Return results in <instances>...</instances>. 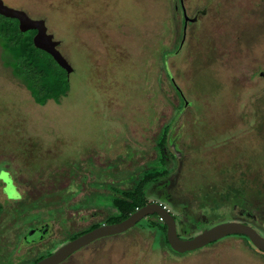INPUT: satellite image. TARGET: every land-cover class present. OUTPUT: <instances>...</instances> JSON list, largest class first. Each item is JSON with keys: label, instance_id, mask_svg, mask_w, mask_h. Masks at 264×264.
<instances>
[{"label": "rangeland", "instance_id": "1", "mask_svg": "<svg viewBox=\"0 0 264 264\" xmlns=\"http://www.w3.org/2000/svg\"><path fill=\"white\" fill-rule=\"evenodd\" d=\"M4 1L45 18L73 70L67 93L40 105L0 46V179L10 191L0 193V264L29 261L66 230L101 221L116 185L161 170L163 126L169 155L173 141L185 154V211L221 222L230 187L264 193V0H219L222 8L200 16L196 38L176 53L177 0ZM167 75L185 97L178 109ZM146 224L61 264H260L232 235L173 254ZM24 237L29 247L16 252Z\"/></svg>", "mask_w": 264, "mask_h": 264}, {"label": "flooded vegetation", "instance_id": "2", "mask_svg": "<svg viewBox=\"0 0 264 264\" xmlns=\"http://www.w3.org/2000/svg\"><path fill=\"white\" fill-rule=\"evenodd\" d=\"M202 1L203 2H201L199 6H189L188 0H177L178 6H179L178 11L180 9V12H179V14H178V16L176 18V22H175V25H174V30H177L180 33V38L182 39V42H181V44H179V46H178V44L175 46V49H176L175 53L179 52L180 49L185 44H187V45L192 44L193 39L196 38V34L199 31L198 29H199V19H200L199 17L200 16H205L207 13H211V12H215L216 13V12L219 11L220 8H222V5H221L219 0H202ZM5 2L6 1H4V3ZM11 4H13V3H11ZM7 5H9V4H7ZM9 6L24 10L31 18L43 19L44 23H45V26H46V32L52 34V39L53 40L58 41V43L56 45V48L64 56V54L62 53V51L60 49V47H62L61 44L64 43V42H62L63 39L62 38H60V39L57 38L58 36H55L52 33V30L47 26V21H46L45 18L34 17L27 11V9H25V8H23L21 6H17L15 4L14 5H9ZM73 19L75 20L76 16H74ZM28 30H33L34 34L36 33L35 29H28ZM32 39H33V37H32ZM179 41H180V39H178V38L174 39L175 43L179 42ZM167 77H168V79L170 81L171 86L173 87V89H175L174 91L176 92V94L178 96L177 97L178 98V102H179L178 105H177V109H178V108H180L179 104H180L181 100L185 99V97L182 94V92L179 89V87L175 84L172 76L171 75L170 76L167 75ZM184 112L185 111H183L182 113H184ZM180 119H182V118L179 117V120ZM168 127H170V126L167 125V131H168ZM173 131H174V129L170 130V136L169 137H173V139H176L174 137ZM176 132H177V130H176ZM166 138L168 139L167 135H166ZM180 141H182V140H180ZM175 142H177V141H173L172 144H171V147H172L171 150L172 149L174 150V152H172V153H173V155L175 157L170 156L169 153H168V150L166 151V156L164 157L165 158V160H164L165 165L163 166V167H165L166 172H164L158 178V180H155L154 182L148 184V188L146 189V195H145V200H146L145 204L151 203V202H156V203H160L166 210H169V212L172 214V216L174 218V221H175L176 234L178 235V237L184 239V238H189V237L193 236L194 234L200 232L204 228L210 227V226H212V225H214V224H216V223H218L220 221H218V222H215V221L214 222L213 221L208 222L206 217H205V215H202L201 212L194 211V210H192L190 208L188 209V211H185V209H187V206H188V204H187V202L185 200L186 190H184V188L182 187V181H186V176H185V172H184V168H183L184 164H185V157H184L185 154H184V152H182V149L180 147H176L175 146ZM14 181L17 184V187L22 190V194L21 195H24V193H26L28 191V189H24V188H27V186H24V185L21 186L20 182H16V178H15ZM0 182H1V188H0L1 192L0 193L4 194V196H6L7 194L3 193L2 191H3V188L6 187L7 183L4 182L1 179H0ZM115 183H117V182H115ZM127 183L128 182L120 183V184L116 185L117 186L116 188L119 191L124 190V188L126 186L130 185V184H127ZM119 191L116 190L112 194H114V193L115 194L116 193L119 194L120 193ZM222 192L223 191L219 190V194L217 196H213V197H216V198L220 199V196L222 195ZM145 204H143V205H145ZM111 206H112V204H111ZM140 207H136L135 210H137ZM228 207L230 209L228 211L225 210L223 212L224 214H226L225 216H227V217H224V219L222 221L234 220V221H239V222L248 224L251 227H253L257 231V233H259L260 235L264 236V223H263L264 221L263 222L261 221L262 212H261L260 207H256V208L254 207V208H249V209H247L246 207L237 206V205H229ZM111 208H113V209L105 211L106 214H105V216L103 217V219L101 221H98V222L97 221H92L91 223H89L88 225H86V226H84L82 228L66 230V233L64 232L65 235H64L63 238H61V239L58 238V239L52 240L54 242L58 241L59 245L57 247L55 245H53L52 241H51V243H49L47 245H45V243H43V245H44L43 247H45V251L43 249L44 253L40 254L39 251L38 252H36V251L32 252L30 254L31 255V260H29V259H28L29 261H27V260L24 261L23 260L24 262L21 263V264H33V263L37 262L38 260H40L41 258L46 257L47 255H49L52 251H54L56 248H58L61 244L65 243L67 241H70V240L76 238L77 236H79V235H81V234H83V233H85V232H87V231H89V230H91V229H93V228H95L97 226L104 225V224H110V223H116V222H119V221H121V220L126 218L125 217V218H123L121 220L114 221V222L106 221V216L108 215V213L109 212L115 213V211H116V209L113 206ZM189 212H191L193 214V216H191V214ZM143 218H145V221L147 222L145 227H147V229L152 231V233L155 232L156 238L158 237L159 242L157 241L156 243L160 244V247L166 248L168 251H170L173 254H177V255L181 256V255H183L184 252L192 251V250L201 248V247H203V246H205V245H207L209 243H212V242L218 240V239L213 240V241H211V242H209V243H207V244H205L203 246H200V247L192 249V250H186L184 252H178V251L174 250L170 246L169 243L166 244L164 241H162V238H161V236L158 233V230H159L158 228L161 227V226H165V238L167 240V237H166V223L163 220H161L160 217L156 213L148 214V215L144 216ZM195 218L197 220L194 221ZM139 221H137V222H139ZM196 221H198L199 224L203 225V226L197 227L196 226ZM92 225H93V227H92ZM134 225H132V226H134ZM185 225H188L189 227L186 228ZM131 227L127 228L124 231L118 232V233H114V234H111V235H107V236H103V237H99L97 239H94L91 242H89L88 244L83 245L79 249H76L75 251L70 253L66 258H64L62 261H60L57 264H61L62 262H64L67 259H69L72 255H74L75 253H77L81 249L86 248L87 246H89L90 244H92V243H94L96 241H100V240H103V239H106V238L115 237V236H119V235H122L124 233H127L128 232L127 230L130 229ZM200 227H202V228H200ZM68 231H74V232L68 234ZM74 234H77V235L72 237V238H68L69 236H72ZM227 235H232V236H234L233 238H240L243 241V243H245L244 247L247 245L248 247L253 249L254 252H256V253L261 255V258H258L257 262L260 263V264H264V250L256 248L250 242V240L248 239V237L245 234L233 233V234H227ZM227 235H225V236H227ZM240 236L244 237V239L241 238ZM44 238L45 237H43V239ZM7 239L9 240V238H7ZM42 242H44V241H42ZM6 246L8 247L9 245L6 244ZM26 247H29V245L25 243V237H24V239H22V241L20 242L16 252L21 251V253L22 252L24 253V250H25ZM37 253L39 254V256L35 255ZM22 259H24V258H22ZM20 261H18V263Z\"/></svg>", "mask_w": 264, "mask_h": 264}, {"label": "trees", "instance_id": "3", "mask_svg": "<svg viewBox=\"0 0 264 264\" xmlns=\"http://www.w3.org/2000/svg\"><path fill=\"white\" fill-rule=\"evenodd\" d=\"M33 34V30L21 31L15 18L0 14V46L7 54L4 57L5 63L10 68L11 75L18 79L29 91L34 102L43 105L49 99L58 101L61 96H64L69 88V80L66 70L58 65L49 53L33 44ZM162 130L163 134L159 137L160 144L157 153L159 161L157 167L161 170L157 169L150 172L145 168L142 178L141 175L136 176L135 180L127 183L130 185L126 186L124 190L119 191L116 188L120 193L111 196V204L116 211L115 213L109 212L106 221L121 220L133 212L136 207L145 204L148 184L158 180L166 172L163 166L165 165L164 157L167 151L164 144L167 129L163 128ZM251 189L255 190V187L248 188L246 185H241L238 188L230 187L222 201L227 200L232 205L248 206L249 208L260 207L261 217L264 220V193L262 191L255 192ZM158 229L162 241L168 244L165 238V226ZM76 235L74 234L68 238Z\"/></svg>", "mask_w": 264, "mask_h": 264}, {"label": "water", "instance_id": "4", "mask_svg": "<svg viewBox=\"0 0 264 264\" xmlns=\"http://www.w3.org/2000/svg\"><path fill=\"white\" fill-rule=\"evenodd\" d=\"M0 14L17 19L18 27L21 31L35 29L36 33L33 35L32 39L33 44L48 52L57 64L66 70L67 74L72 71V66L56 48L58 41L53 40L52 34L46 32V26L43 19L31 18L24 10L11 7L5 4L3 0H0ZM8 192L10 191L7 190V193ZM151 213H156L160 219L166 223L167 241L170 246L178 252L198 248L227 234L233 233L245 234L256 248L264 250V236L257 233V231L250 225L234 220L218 222L210 227L204 228L189 238L182 239L176 234L175 221L169 210H166L160 203L151 202L141 206L119 222L97 226L76 238L61 244L49 255L41 258L33 264H57L70 253L79 249L81 246L88 244L92 240L124 231L134 225L141 218Z\"/></svg>", "mask_w": 264, "mask_h": 264}]
</instances>
